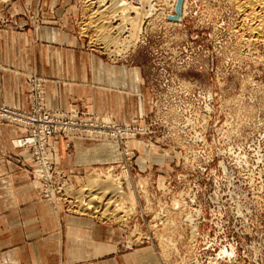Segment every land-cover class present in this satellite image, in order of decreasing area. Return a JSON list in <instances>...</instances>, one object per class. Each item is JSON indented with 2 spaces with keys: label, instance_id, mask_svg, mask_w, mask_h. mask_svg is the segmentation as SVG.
Returning a JSON list of instances; mask_svg holds the SVG:
<instances>
[{
  "label": "rangeland",
  "instance_id": "1",
  "mask_svg": "<svg viewBox=\"0 0 264 264\" xmlns=\"http://www.w3.org/2000/svg\"><path fill=\"white\" fill-rule=\"evenodd\" d=\"M8 1L0 0V14ZM94 1L63 0L61 14L81 47L112 63L139 67L148 86L147 111L132 121H118L149 130L128 140L131 178L125 181L116 176L126 160L119 141L76 137V143L84 142L95 152L106 150L109 162L81 169L58 164L69 178L66 191L73 199L52 201L40 194L39 184L41 200L110 223L125 247L153 248L160 264H264V41L244 33L241 13L229 0H187L186 14L177 22L168 18L173 0H150L158 11L149 18L147 0H123L125 5L116 0L114 26L123 23L125 6L130 16L135 15L133 6L140 8L143 17L135 21L142 26L134 37L127 25L116 44L107 45L95 31L97 22L88 19L98 5ZM46 5L47 0H38L37 11L27 12V20L34 25L58 22ZM7 20L0 18V24ZM31 75L22 110L31 105ZM174 77L182 80L180 87ZM0 133L1 211L14 195L6 156L18 149L14 140L21 132L0 120ZM21 156L16 160L32 178ZM95 178L123 183L124 197H118L123 204L116 206L120 219L73 204L75 190ZM142 236L148 239L142 242Z\"/></svg>",
  "mask_w": 264,
  "mask_h": 264
},
{
  "label": "crops",
  "instance_id": "2",
  "mask_svg": "<svg viewBox=\"0 0 264 264\" xmlns=\"http://www.w3.org/2000/svg\"><path fill=\"white\" fill-rule=\"evenodd\" d=\"M37 2L9 0L1 8L0 18L8 20L0 24V102L25 108V83L29 74H37L45 79V98L52 109L71 113L88 108L116 121H132L145 113L148 86L139 67L112 63L81 47L80 38L68 30L61 14L63 0H47L45 6L57 14L58 22H29L26 14L37 11ZM69 140L73 139L52 140L58 164L81 169L109 162L106 150L95 152L75 138L72 146L67 145ZM15 150L6 156L16 186L8 206L0 211L1 263L160 264L153 248L125 247L110 223L59 210L41 200L39 181L22 170L16 155L23 151Z\"/></svg>",
  "mask_w": 264,
  "mask_h": 264
},
{
  "label": "built area",
  "instance_id": "3",
  "mask_svg": "<svg viewBox=\"0 0 264 264\" xmlns=\"http://www.w3.org/2000/svg\"><path fill=\"white\" fill-rule=\"evenodd\" d=\"M172 81L177 82L179 87L182 83V80L177 77H174ZM28 85L30 87V108L22 110L0 102V120L24 127L20 131L21 136L17 137L15 147L23 151L21 158H23V163L29 174L41 182L40 194L52 201L58 197L64 198L63 196L69 198V201L73 199L71 195L66 193L65 189L70 184L69 178L58 163L54 162L50 153L53 149L48 145L49 139L56 140L61 136L67 137L71 132H76L79 135L93 133L98 136L109 137L116 142L119 141L122 145V153L126 157L124 161L125 172L127 169L131 170L127 160L130 159L132 150H127L126 142L149 129L142 128L134 122L105 121L87 108L71 113L54 111L45 101V79L37 74L31 75L28 79ZM160 96L158 95V98ZM158 102L159 100H156V106ZM26 152L30 154L28 157H26ZM145 239L148 238L140 237L142 242Z\"/></svg>",
  "mask_w": 264,
  "mask_h": 264
},
{
  "label": "bare ground",
  "instance_id": "4",
  "mask_svg": "<svg viewBox=\"0 0 264 264\" xmlns=\"http://www.w3.org/2000/svg\"><path fill=\"white\" fill-rule=\"evenodd\" d=\"M95 1L98 4V5H95V3H93L95 6H97L96 11L91 13L90 17L88 19H89V21L91 20V22H97L94 25V27L96 28L95 31H97L98 37H100L99 38L100 41L103 40V42H105L107 45H111L112 43L115 42L114 43V45H115L117 42V39H119V37H120L119 35H122L124 31H127V29H128L127 25L131 26V27H129L130 30H128L130 35L132 34V36L135 37L136 33L137 34L139 33V31L141 30L142 22L138 23L135 21L136 19L143 17V13L139 7H134V6L132 7V8H134L133 12L135 15H131V16L129 14L124 13L126 11L127 7L126 6L123 7L124 8L123 13L121 12L122 14H120L123 23L122 24L118 23V25L114 26V23L112 21V16H113L112 15V12H113L112 11V9H113L112 4L115 3L116 0H95ZM141 1H145V0H141ZM147 1H148L147 3H149V5H150V10L148 11V15H147L148 18H149V15L152 16L151 14H153V13H154V15H157V14H155V12L158 11V9H156V5L150 4V2H149L150 0H147ZM229 1H230V3L232 2L235 5V8L237 9V11L241 13V17H240L241 20H240L239 24H243L241 26H243L242 28H243L244 33L248 34L250 37H254L258 40L264 41V0H229ZM109 2L111 4H108ZM123 2H124L123 0H120L119 1L120 5ZM119 3H118V5H119ZM176 3H177V0H173V2L171 3L173 13L171 12L169 15L176 14L175 13L176 12V6H177ZM182 4H183V6H182L181 15L184 16L186 14V9L188 6L187 0H183ZM123 5H125V4L123 3ZM91 7H92V5H91ZM119 8H121V7H119ZM146 14H147V12H146ZM147 16H145V17H147ZM93 18H94V20H93ZM116 31H118L119 33L116 34L117 33ZM184 84L185 83H183V85ZM105 121H107V120H105ZM15 127L19 128L20 131H22L24 129V127H22V125H18V126L15 125ZM81 136H86V137L90 136L93 138L94 137H99V138L105 137V136H103V137L98 136V135H95L93 133L87 134V135H79L76 132H71V134H69L65 138L74 139L76 137H81ZM61 137H64V136H61ZM105 138H109V137H105ZM52 140H54V139L51 138L48 140V142H49L48 145L50 147H51ZM15 143L17 144V138L14 140V146H15ZM67 145H70V144L67 143ZM126 145H128L127 150L129 151L130 150L129 141L126 142ZM51 148L53 149V147H51ZM55 151H56L55 149L50 151L54 162H55V159H54L53 155H54ZM125 167H126V165L123 164L121 166V168H122L121 173L116 175L122 181H125L126 178H128V177L131 178V176L129 174L130 171L127 169V172H125V169H126ZM39 184L42 186L40 181H39ZM71 189H72V187H71ZM122 189H123V183H121L119 180L110 181V180H105V179L101 180V179L95 178V179L89 180L87 185L83 189H80L79 191H76L74 189L75 193L71 191L70 194L71 193L76 194L74 196L75 200H74L73 204L75 206H77L78 208H83L84 210H87V211L92 210L95 213L100 212V209H102L103 210L101 212L102 216L104 215V217H105V215H107L110 218L120 219L121 215H120V217H117V212L119 211L118 209H120V206H119V208L116 206L121 205V207H122L123 201L120 204L119 201H121V200L118 199V197L120 199H123V197H124L123 194L125 192H122L121 191ZM69 190H70V188H69ZM66 193H67V191H66ZM107 193L112 194V195L109 196V194L107 195ZM117 201L119 203H117Z\"/></svg>",
  "mask_w": 264,
  "mask_h": 264
},
{
  "label": "water",
  "instance_id": "5",
  "mask_svg": "<svg viewBox=\"0 0 264 264\" xmlns=\"http://www.w3.org/2000/svg\"><path fill=\"white\" fill-rule=\"evenodd\" d=\"M182 1L183 0H177V3H176L177 6H176V12H175L176 14L169 15L168 16L169 19L177 21L180 18L181 13H182V6H183Z\"/></svg>",
  "mask_w": 264,
  "mask_h": 264
}]
</instances>
